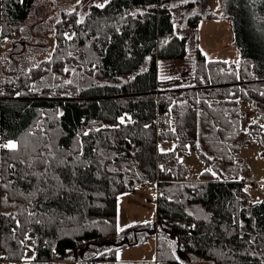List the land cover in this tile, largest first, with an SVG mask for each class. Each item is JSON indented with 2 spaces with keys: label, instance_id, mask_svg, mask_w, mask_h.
<instances>
[{
  "label": "trees",
  "instance_id": "trees-1",
  "mask_svg": "<svg viewBox=\"0 0 264 264\" xmlns=\"http://www.w3.org/2000/svg\"><path fill=\"white\" fill-rule=\"evenodd\" d=\"M38 1L1 0L11 43L1 55L0 131L19 147L0 153V264L64 263L80 252L88 264H144L117 261L115 241L138 227L118 233V195L146 182L157 190L158 220L154 233L142 231L156 234L158 259L186 264L170 246L176 234L192 261L264 264V200L244 191L237 162L241 101L257 112L264 106V0H225L239 65L199 54L194 85L178 89L160 87L158 61L185 59L180 33L218 18L201 0H110L91 6L82 23L78 10L63 12L49 61H38L50 46L34 19ZM178 99L188 106L173 127ZM261 126L252 121L247 133L260 141ZM160 140L175 148L160 151ZM192 150L215 176L204 170L190 181ZM103 243L117 247L99 252Z\"/></svg>",
  "mask_w": 264,
  "mask_h": 264
},
{
  "label": "rangeland",
  "instance_id": "rangeland-1",
  "mask_svg": "<svg viewBox=\"0 0 264 264\" xmlns=\"http://www.w3.org/2000/svg\"><path fill=\"white\" fill-rule=\"evenodd\" d=\"M110 1V0H109ZM104 0H39L34 8L36 9L34 19L40 20L42 25L43 35L49 37V49L47 53L38 57V61H49V56L56 44L55 27L63 12H71L78 10L77 20L84 19L91 6L103 3ZM201 10L214 12L218 15L217 19H202L198 31L185 29L180 33L181 36L187 37V53L183 60H160L158 61L161 80V88L178 89L193 86V80L196 73V66L199 54L206 56L209 60H226L234 65H239L242 53L241 50L234 45V31L233 24L228 16L225 0H201ZM39 6V7H38ZM183 10H176L175 14L180 19ZM33 18V17H32ZM69 35L73 32L69 31ZM10 41L4 45L5 51L10 47ZM4 51V52H5ZM6 67L7 66L5 62ZM31 65V63H30ZM20 66H18L19 68ZM32 67V66H27ZM170 77V79H169ZM243 109H245V119L243 120L242 129L244 134L242 142L244 143L243 150L238 158V163L241 165V173L239 176L243 178H252L257 176L264 179V134H261V140L257 141L247 133L248 124L252 121H257L264 125V106L260 105L261 111H254L249 109L248 104L241 101ZM188 103L184 99H178L172 104L171 118L172 126L177 125V118L184 116ZM259 107V105H258ZM183 118V117H182ZM202 124L199 128L198 144L201 148L202 141L200 136ZM201 131V132H200ZM175 148V141L160 140L158 142V149L160 151H169ZM187 164L193 170V174L202 173L207 167L202 162L194 150L186 159ZM224 168V167H223ZM1 196V192H0ZM264 200V194H252V201ZM157 190L154 189L152 182L140 184L129 191L121 192L118 195L119 213L117 219L118 233L123 232L128 228H136L126 232L124 235L117 237L115 243L120 245L117 247L111 243H103L98 245V251H111L112 248L117 247L115 257L117 261L121 262H136V263H151V264H172L169 261L160 260L157 257V237L156 234L145 236L147 230L154 233L157 227L158 213H157ZM14 210H17L19 204L13 203ZM2 209V207H1ZM16 212V211H15ZM119 226V227H118ZM120 229H123L122 231ZM131 230V229H130ZM141 230V231H139ZM138 231V232H137ZM126 237L127 241H124ZM145 240L143 241V239ZM139 240V243L134 244ZM170 246L177 252L178 258L186 264H214L213 262H206L203 260L192 261L189 257L178 250L177 235L173 234L169 237ZM126 243L127 245H122ZM131 243L130 245H128ZM100 246V247H99ZM76 256V257H75ZM83 254L74 255L70 260L64 263L54 261L51 264H88L90 260L79 259L86 258ZM25 263H29L26 261ZM98 263V262H96Z\"/></svg>",
  "mask_w": 264,
  "mask_h": 264
},
{
  "label": "snow or ice",
  "instance_id": "snow-or-ice-1",
  "mask_svg": "<svg viewBox=\"0 0 264 264\" xmlns=\"http://www.w3.org/2000/svg\"><path fill=\"white\" fill-rule=\"evenodd\" d=\"M77 2L79 3L80 0H77ZM108 3H109V0H104L103 3L96 4L95 7L100 8V9H103L106 6V4H108ZM82 22H83V19L82 18L77 21V23H82ZM72 35H75V34L73 33ZM72 35H69L68 33H64V36L67 39H72ZM69 55H71V53H69ZM49 59H51V56H49ZM64 70L65 71H68L67 68H65ZM169 79H170V77H169ZM65 83H69L70 84V83H72V81L69 80V81H66ZM19 94L20 93H17V95H19ZM261 95H264V93H262ZM124 122H125V117L124 116L120 117V123L123 124ZM253 123H255V121H253ZM145 127H147V125H145ZM261 127H264V125H262ZM83 135L87 136L88 133L85 132V133H83ZM18 147H19V145H18L17 141H15V140H8L6 143L0 144V149H7V150H9L11 152H16L18 150ZM46 147L51 148L52 145H47ZM197 147H199V144L198 143H197ZM76 150H82V145L79 143V141H77V149ZM60 151H63V150H60ZM50 155L52 156V159H57V157L55 156L54 153H50ZM43 162L46 163V164H50V161H48V160H44ZM65 163H66V161L64 159H60L59 160V164L63 165ZM29 166H31V165H29ZM10 167H11V165H10ZM205 172H211L213 176L216 175V173L215 172H212V169H210V168L205 169ZM33 175H41L42 176V175H44V173H40V174L33 173ZM246 190L247 189H245V191ZM30 195H34V193H32ZM34 215H35V213H29V216H34ZM36 222L39 223V221H36ZM16 224H17V227H20L21 226L19 220H16ZM193 227H195V226H193ZM120 230L122 231L123 229H120ZM13 231H15V229H13ZM30 239H31V237L29 235L25 234L24 239L21 240L20 243L22 245H24L25 244V241L30 240ZM34 259H35L34 256L29 258V260H34Z\"/></svg>",
  "mask_w": 264,
  "mask_h": 264
},
{
  "label": "built area",
  "instance_id": "built-area-1",
  "mask_svg": "<svg viewBox=\"0 0 264 264\" xmlns=\"http://www.w3.org/2000/svg\"><path fill=\"white\" fill-rule=\"evenodd\" d=\"M0 10H1V0H0ZM8 43V38H5L2 35V29H1V11H0V64H1V53L2 49L5 44ZM6 141L2 139L1 131H0V144H4ZM0 149V153H1ZM198 175L194 174L191 176V180H197ZM244 189H247L246 191L253 194H263L264 193V180L259 179L257 176H253L252 178L245 180L243 182ZM2 262L1 253H0V263Z\"/></svg>",
  "mask_w": 264,
  "mask_h": 264
},
{
  "label": "crops",
  "instance_id": "crops-1",
  "mask_svg": "<svg viewBox=\"0 0 264 264\" xmlns=\"http://www.w3.org/2000/svg\"><path fill=\"white\" fill-rule=\"evenodd\" d=\"M39 7V6H38ZM34 10H36L35 8H34ZM167 60H169V59H167ZM160 61V60H159ZM170 61V60H169ZM171 61H174V60H171ZM159 74H160V68H159V66H158V79H159V81H160V87H161V85H163L162 83H161V80H160V78H159ZM124 241H127L126 239L124 240ZM137 243V242H136ZM131 243H129L128 245H130ZM135 244V243H134ZM120 261H122V260H120Z\"/></svg>",
  "mask_w": 264,
  "mask_h": 264
}]
</instances>
